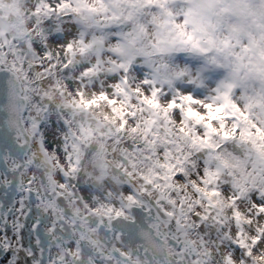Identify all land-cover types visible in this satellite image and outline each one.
<instances>
[{
    "label": "snow or ice",
    "instance_id": "6c2138e0",
    "mask_svg": "<svg viewBox=\"0 0 264 264\" xmlns=\"http://www.w3.org/2000/svg\"><path fill=\"white\" fill-rule=\"evenodd\" d=\"M31 16L0 21V264H264V0H37ZM100 103L113 147L129 141L110 184L104 144L58 132L63 109Z\"/></svg>",
    "mask_w": 264,
    "mask_h": 264
},
{
    "label": "clouds",
    "instance_id": "9594fccd",
    "mask_svg": "<svg viewBox=\"0 0 264 264\" xmlns=\"http://www.w3.org/2000/svg\"><path fill=\"white\" fill-rule=\"evenodd\" d=\"M8 2V0H5V4ZM37 3V0H21L20 2V8L21 11L24 13L23 19L25 21V24L27 27H31L33 20L31 13L34 9L35 4ZM17 16H14L11 12L8 11V8L2 7L0 8V21H3L4 23H12L16 21ZM149 44H151V41H148ZM151 64L153 67H159L161 64H168L169 68L174 67H182L185 63H194L189 57L184 56L182 54H177L172 57H167L159 54H154L151 58ZM137 65L140 68V71L135 74L136 80L140 81L144 79V73H149L150 68L145 64L144 60H138ZM83 65L75 66L73 68L74 72H80ZM101 82L103 84H108L110 81L107 79V77H101L100 80L92 82L95 84V88L90 83L88 88L85 90V95H90L93 91H96L100 88ZM179 85L181 87H187V83L185 79H179L175 82V85ZM75 84H71L66 89L69 94L74 93ZM164 87V92L166 93L168 91V88L166 86ZM62 117L64 120L68 121V124L66 126H60L58 128V132L60 135H66L71 134V137H75L76 141H81V129L88 130L91 134V140L90 143L93 145H97L99 143L104 144L105 146V152L106 156L105 159L107 163L111 166L109 168V174H108V183H111V176L112 175H118V165L121 163L120 161V154H119V148L120 147H126L129 141L125 137V139L121 142V144L117 147H113V143L108 135V124L111 120V113L108 109V106L100 103L93 105L89 108H66L62 110ZM105 117H108L109 120H105ZM55 116H53V120H55ZM103 138V139H102ZM87 146V145H86ZM93 151H95V148H93ZM87 171L91 172L93 170V163L91 159V153L88 154L87 158L84 160V166ZM107 186V185H106ZM115 187V185H113Z\"/></svg>",
    "mask_w": 264,
    "mask_h": 264
},
{
    "label": "trees",
    "instance_id": "16d2710c",
    "mask_svg": "<svg viewBox=\"0 0 264 264\" xmlns=\"http://www.w3.org/2000/svg\"><path fill=\"white\" fill-rule=\"evenodd\" d=\"M21 0H8L5 4V1L0 0V8L7 7L8 11L11 12L14 16L24 15L20 8Z\"/></svg>",
    "mask_w": 264,
    "mask_h": 264
},
{
    "label": "rangeland",
    "instance_id": "374dc122",
    "mask_svg": "<svg viewBox=\"0 0 264 264\" xmlns=\"http://www.w3.org/2000/svg\"><path fill=\"white\" fill-rule=\"evenodd\" d=\"M3 1H5V0H3Z\"/></svg>",
    "mask_w": 264,
    "mask_h": 264
}]
</instances>
